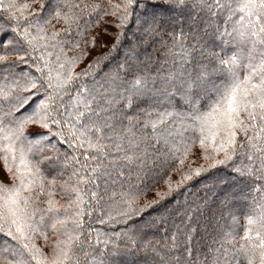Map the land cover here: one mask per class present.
Returning a JSON list of instances; mask_svg holds the SVG:
<instances>
[{
    "label": "snow or ice",
    "instance_id": "6c2138e0",
    "mask_svg": "<svg viewBox=\"0 0 264 264\" xmlns=\"http://www.w3.org/2000/svg\"><path fill=\"white\" fill-rule=\"evenodd\" d=\"M89 9L86 26L94 18L119 30L74 72L96 39L80 23ZM134 22L139 36L127 41ZM154 45L165 60L182 53L171 72H153ZM0 154L12 176L0 184L5 264H208L190 226L171 245L147 239L160 228L150 213L206 177L211 204L205 196L172 212H211L208 224L221 227L259 197L242 242L215 264H264V0H0ZM161 180L167 191L140 203ZM93 219L106 226L103 250L90 243ZM49 232L44 252L35 238L47 245Z\"/></svg>",
    "mask_w": 264,
    "mask_h": 264
},
{
    "label": "trees",
    "instance_id": "16d2710c",
    "mask_svg": "<svg viewBox=\"0 0 264 264\" xmlns=\"http://www.w3.org/2000/svg\"><path fill=\"white\" fill-rule=\"evenodd\" d=\"M20 3H30L31 0H18ZM79 2L82 5H95L97 3H103L107 4L108 0H79ZM113 3H119L120 0H112ZM36 4H33L32 7H36ZM91 12V9L88 10V12H85L80 20L81 27L84 31V36L86 39L90 37H95L94 43H89V46L85 49L87 54L80 59L76 65L73 68L74 72H79L81 69L85 68L94 57L97 56H103L105 52L108 51L112 43L115 41V33L119 30L114 25L104 22L97 23V21L93 18L90 25H87V22L89 20V13ZM115 17L112 16H106L104 17L105 21H111L114 20ZM52 25L56 29H63L69 27L68 24L64 23L63 21H52ZM73 27H75L73 25ZM107 28L109 34H104L102 37L98 35L103 29ZM137 36H139V32L137 31L135 22L133 23L132 28L126 33V39L127 41H133ZM103 45V46H100ZM80 47H84L83 41H81ZM126 47V45H125ZM229 48V55H231V52L235 49L232 47V45L228 46ZM80 49H74V50H67L66 49V55L71 57L74 55H77L79 53ZM148 52L152 54V62H153V72H155L157 69H160L161 74H165L168 72H171L174 69V66L179 64L180 57L182 53L178 49H174L171 54L167 56V59L165 60V54L159 50V45H154L151 47H148ZM143 56V54H142ZM13 57H10V59ZM52 60H55V55L51 57ZM108 69L105 68L104 72H107ZM104 73H101V76H103ZM99 79V77H97ZM177 100H179V97H177ZM34 126H29V131L33 130ZM196 151H199V148L197 146ZM2 155V154H0ZM195 160V157H193ZM197 163H202V161H198ZM195 166V164L193 165ZM179 179V177L173 173L170 177H165V179ZM12 183V176L9 172L6 171L5 165L2 159H0V184L4 185H11ZM212 185V178L206 177L204 179H201L198 183H195L194 186H190L188 189L185 190L184 193L179 195L171 204L165 205V208L167 211H165L164 208L158 209L155 212H151L150 215L160 223L159 230H155V234H150L147 239L151 240L153 243L159 242L161 245L167 243L168 245H171L173 239H175L174 232L177 228L183 232L184 228L186 226H190L191 230L193 231V235H196V241L194 243L197 244V246L200 249V259L206 260L208 264H215L217 260L223 261V252L225 249H228L231 251L232 243L235 242L236 244H239L242 242L241 238L244 236L245 230L248 228L247 224V217L249 216H259L261 212L260 204H259V197H257V203H252L251 201L245 203L243 207L237 211L234 212L233 217L228 218L227 224L222 225L221 227H217L215 223L208 224V219L211 216V212L207 213L206 217H197V216H177L175 212H172V209L175 207L176 204H185V202H193L198 200V198H202L207 196V203L211 204V192L206 191L207 189L211 188ZM71 189H69L70 191ZM160 191L161 193L167 191V186L164 183V180H161L158 187L156 189H153L152 191L146 193L145 195H142L140 197L139 202L143 203L145 200H152L156 198V192ZM75 198L74 196L72 197ZM58 205H64L66 202L70 199L69 195L64 193H57L54 197ZM201 207H203V204H201ZM171 213V215H169ZM164 217L167 219V223L160 222V218ZM147 218V217H146ZM87 220V217L85 218ZM91 226L96 229V231L91 233L90 237V243L93 247L99 248L100 250L104 249L103 241L107 239L106 236L101 235L99 237V240L97 238V232L104 233L106 231V226L101 225L96 222L95 219L87 221ZM197 224H199V232L196 233ZM206 225L207 229H206ZM165 230H167L168 235L165 236ZM116 231H120V227L116 226ZM252 235H255L254 233H251ZM87 235V230H86ZM56 239L55 236L49 232L48 234V242L47 245L45 244V240L42 236H38L35 238V244L37 247L41 248L42 251L47 252L51 244ZM188 240L187 236L183 237V242H186ZM4 240L3 238H0V264H5V259L10 258L8 254L4 253ZM11 249L9 248V252ZM187 255V253H185ZM93 257H88L89 264H91V260Z\"/></svg>",
    "mask_w": 264,
    "mask_h": 264
}]
</instances>
